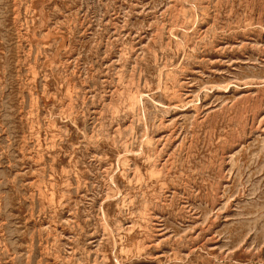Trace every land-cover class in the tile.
<instances>
[{"label":"rangeland","instance_id":"374dc122","mask_svg":"<svg viewBox=\"0 0 264 264\" xmlns=\"http://www.w3.org/2000/svg\"><path fill=\"white\" fill-rule=\"evenodd\" d=\"M0 264H264V0H0Z\"/></svg>","mask_w":264,"mask_h":264},{"label":"bare ground","instance_id":"6f19581e","mask_svg":"<svg viewBox=\"0 0 264 264\" xmlns=\"http://www.w3.org/2000/svg\"><path fill=\"white\" fill-rule=\"evenodd\" d=\"M193 12V11H192ZM136 97L138 98L139 97V95H136ZM135 98V97H134ZM137 107V106H136Z\"/></svg>","mask_w":264,"mask_h":264}]
</instances>
